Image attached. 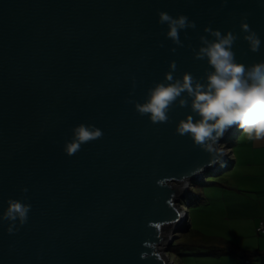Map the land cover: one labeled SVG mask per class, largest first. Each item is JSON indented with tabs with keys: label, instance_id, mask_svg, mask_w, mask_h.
Listing matches in <instances>:
<instances>
[{
	"label": "water",
	"instance_id": "obj_1",
	"mask_svg": "<svg viewBox=\"0 0 264 264\" xmlns=\"http://www.w3.org/2000/svg\"><path fill=\"white\" fill-rule=\"evenodd\" d=\"M158 11L195 21L183 46ZM205 26L236 33L237 62L264 60V0H0V213L8 198L31 205L14 232L0 221V264H173L165 247L189 214L177 204L185 185L224 163L175 131L188 106L153 123L126 98L142 102L173 60L174 76L202 77L193 49ZM80 123L102 135L68 154Z\"/></svg>",
	"mask_w": 264,
	"mask_h": 264
},
{
	"label": "clouds",
	"instance_id": "obj_2",
	"mask_svg": "<svg viewBox=\"0 0 264 264\" xmlns=\"http://www.w3.org/2000/svg\"><path fill=\"white\" fill-rule=\"evenodd\" d=\"M246 20V16L240 20L244 33L242 38L255 52L259 50L261 40ZM157 22L166 24L165 36L176 46H183L179 38L181 30L196 27L195 21L187 15L173 17L165 11H158ZM203 33L207 35L201 34L199 45L193 49L194 58L206 60L209 66L202 77H194L190 72L174 76L176 63L173 60L163 79L146 89L142 102L126 99L133 104L138 114H146L153 123L167 121V113L173 103L180 107L188 106L190 111L178 120L175 131L180 135L187 134L195 146L206 151L210 163L223 164L224 150L219 147L220 139L232 125L242 129L249 139L264 138V60L248 65L237 62L232 47L237 35L231 30L222 33L219 29L205 26ZM170 51L175 52L176 48ZM101 135V129L95 125L80 123L73 127L63 150L72 154L82 142ZM21 191L26 192L27 188ZM24 200H6L7 206L0 213V221H8V233L17 230L14 225H23L27 220L31 205Z\"/></svg>",
	"mask_w": 264,
	"mask_h": 264
},
{
	"label": "rangeland",
	"instance_id": "obj_3",
	"mask_svg": "<svg viewBox=\"0 0 264 264\" xmlns=\"http://www.w3.org/2000/svg\"><path fill=\"white\" fill-rule=\"evenodd\" d=\"M236 131L226 135L219 145L226 154L225 163L207 173L204 181H192L177 202L181 209L189 211V220L185 219L181 230L174 234L173 243L168 248L164 246L165 255L173 264H237L240 261L232 255H206L204 247L192 245L199 243L193 240L195 232L224 238L242 250L260 249L264 235L257 232V226L262 220L255 208L256 194L250 192V186L259 184L260 179L243 175L246 166L237 164L228 169L248 139L242 129ZM255 258V263L260 264L264 255Z\"/></svg>",
	"mask_w": 264,
	"mask_h": 264
},
{
	"label": "crops",
	"instance_id": "obj_4",
	"mask_svg": "<svg viewBox=\"0 0 264 264\" xmlns=\"http://www.w3.org/2000/svg\"><path fill=\"white\" fill-rule=\"evenodd\" d=\"M245 142V148L236 154L232 166L236 167L239 164L244 168L245 176L251 179H260V183L250 186V192L256 194L255 208L258 211L260 219H264V138L261 139H247ZM236 153V152H235ZM256 167V168H255ZM240 191V190H236ZM258 191V192H255ZM257 216H255L256 218ZM260 249H264V240L259 244ZM256 264V263H255ZM260 264H264V260L260 261Z\"/></svg>",
	"mask_w": 264,
	"mask_h": 264
},
{
	"label": "trees",
	"instance_id": "obj_5",
	"mask_svg": "<svg viewBox=\"0 0 264 264\" xmlns=\"http://www.w3.org/2000/svg\"><path fill=\"white\" fill-rule=\"evenodd\" d=\"M233 162V161H232ZM232 162L229 165L228 169L232 166ZM205 179H203L204 181ZM202 181V182H203ZM258 227V226H257ZM258 232V231H257ZM260 234V233H259ZM264 235V234H261ZM194 241H198L197 244L194 242L193 246L204 247L206 249L205 254L209 256H224L232 255L239 257L240 261L248 260L250 264H255L257 256L264 255V249H257L256 251H246L242 250L238 245L225 240L224 238L208 236L201 232H195L193 236ZM175 243L172 245L174 246ZM238 262V263H239Z\"/></svg>",
	"mask_w": 264,
	"mask_h": 264
},
{
	"label": "built area",
	"instance_id": "obj_6",
	"mask_svg": "<svg viewBox=\"0 0 264 264\" xmlns=\"http://www.w3.org/2000/svg\"><path fill=\"white\" fill-rule=\"evenodd\" d=\"M186 219L189 220V214L186 217ZM257 231L260 234H264V219L259 223L258 227H257ZM237 264H250V262L248 260H244L243 262H239Z\"/></svg>",
	"mask_w": 264,
	"mask_h": 264
},
{
	"label": "bare ground",
	"instance_id": "obj_7",
	"mask_svg": "<svg viewBox=\"0 0 264 264\" xmlns=\"http://www.w3.org/2000/svg\"><path fill=\"white\" fill-rule=\"evenodd\" d=\"M184 188L186 189V188H188V187L185 185V187H184ZM178 227L182 228V225H180V226H178Z\"/></svg>",
	"mask_w": 264,
	"mask_h": 264
}]
</instances>
